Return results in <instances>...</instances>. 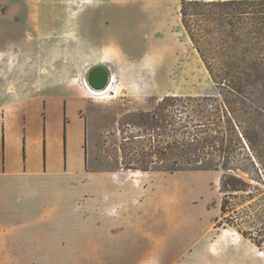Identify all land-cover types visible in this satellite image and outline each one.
Segmentation results:
<instances>
[{
  "label": "rangeland",
  "instance_id": "obj_1",
  "mask_svg": "<svg viewBox=\"0 0 264 264\" xmlns=\"http://www.w3.org/2000/svg\"><path fill=\"white\" fill-rule=\"evenodd\" d=\"M23 1L0 0V89L5 92L18 88L24 95L37 87L42 90L45 85L55 93L63 91L58 85L79 89L85 86L92 67H107L115 73L110 96H92L89 91L84 95L89 169L160 171L167 176H181L178 186H174L182 198L179 213L197 221L183 226L182 234L174 239L169 249L172 264H264V243L259 248L238 230L247 228L248 223L228 224L229 220L240 221L237 211L255 200L243 202L239 194L234 199L239 202L234 209L237 211L232 210L236 219L226 220L221 214L223 172L216 170L218 157L211 153L202 162L179 164L177 168L181 169L171 172L168 169L174 167V155H163L164 159L158 155L168 142H175L185 135L184 131L193 129L188 113L195 108L191 105L184 112L177 104L165 109L172 123L165 124L166 128L157 127L147 114L159 108L162 98L220 97L182 25L181 0L174 1L172 7L175 26L166 21L171 5L160 7L162 0ZM170 36H177L176 51ZM160 42L167 49L162 58ZM54 84L56 89L52 88ZM242 107L250 113L254 106L245 99ZM249 116L244 115L246 119L228 140L247 165L246 157L252 150L243 132L253 134ZM167 152L171 154L170 148ZM256 203L261 204L260 200ZM79 253L73 252L75 264H81Z\"/></svg>",
  "mask_w": 264,
  "mask_h": 264
},
{
  "label": "crops",
  "instance_id": "obj_2",
  "mask_svg": "<svg viewBox=\"0 0 264 264\" xmlns=\"http://www.w3.org/2000/svg\"><path fill=\"white\" fill-rule=\"evenodd\" d=\"M58 86L0 89V264H75L76 251L81 264H172L174 239L197 221L179 213L181 176L90 170L88 90Z\"/></svg>",
  "mask_w": 264,
  "mask_h": 264
},
{
  "label": "trees",
  "instance_id": "obj_3",
  "mask_svg": "<svg viewBox=\"0 0 264 264\" xmlns=\"http://www.w3.org/2000/svg\"><path fill=\"white\" fill-rule=\"evenodd\" d=\"M180 16L220 97L168 95L162 98L159 108L147 114L157 127L166 128L172 123L169 114H164L165 109L177 104L184 112H188L191 105L195 108L188 113L193 129L184 131L185 135L175 142H168L158 155L161 159L165 158L163 155H174V167L168 169L174 172L181 169L177 168L179 164L202 162L214 153L218 157L216 170L223 172L220 180L224 194L220 206L222 216L226 220L236 219L232 210L237 209L239 202L234 199L239 194L243 202L254 199V203L234 210L241 215L240 221L229 220L228 224L236 226L247 222L248 227L238 228L239 232L263 248L264 0H181ZM245 99L254 106L250 113L242 107ZM247 113L253 127L252 135L246 130L243 132L252 150L246 157L248 165L232 149V141L228 142ZM169 148L171 154L167 152ZM173 148H177L176 153ZM258 200L261 204L256 203ZM245 218L248 219L244 221Z\"/></svg>",
  "mask_w": 264,
  "mask_h": 264
},
{
  "label": "water",
  "instance_id": "obj_4",
  "mask_svg": "<svg viewBox=\"0 0 264 264\" xmlns=\"http://www.w3.org/2000/svg\"><path fill=\"white\" fill-rule=\"evenodd\" d=\"M111 74L105 66H94L90 69L87 75V83L90 88L95 90H105L111 83Z\"/></svg>",
  "mask_w": 264,
  "mask_h": 264
},
{
  "label": "bare ground",
  "instance_id": "obj_5",
  "mask_svg": "<svg viewBox=\"0 0 264 264\" xmlns=\"http://www.w3.org/2000/svg\"><path fill=\"white\" fill-rule=\"evenodd\" d=\"M170 5H171V6H170V11H169L168 15L165 16V18H166V21H168V20L170 21V24H171V25L175 26V23L173 22V21H174V18H173V13H174V12H173V10H172L173 5H172V3H171ZM168 17H169V18H168ZM168 38H173L172 43L174 44L175 48L173 47L172 49H174V50L176 51V48H177V47H176V41H175V38H177V36H170V37H168ZM169 41H170V40H169ZM159 49H160V51H159V53H160V57L162 58V55H163L164 53L167 52V49L164 48V43H163V42H160V44H159ZM171 56H172V52H171ZM163 57H164V56H163ZM113 82H114V75H113V78L111 79V83H110V85L107 87V89L100 91V90H95V89L90 88V89H89V92L91 93L92 96H97V97H109V96H110V91L113 89V88H112V86H113ZM135 174L139 175L140 172L138 171V172L135 173Z\"/></svg>",
  "mask_w": 264,
  "mask_h": 264
},
{
  "label": "built area",
  "instance_id": "obj_6",
  "mask_svg": "<svg viewBox=\"0 0 264 264\" xmlns=\"http://www.w3.org/2000/svg\"><path fill=\"white\" fill-rule=\"evenodd\" d=\"M84 85L86 86L87 90L89 91L90 87H89L87 81H85V84Z\"/></svg>",
  "mask_w": 264,
  "mask_h": 264
},
{
  "label": "flooded vegetation",
  "instance_id": "obj_7",
  "mask_svg": "<svg viewBox=\"0 0 264 264\" xmlns=\"http://www.w3.org/2000/svg\"><path fill=\"white\" fill-rule=\"evenodd\" d=\"M101 66H103V65H101Z\"/></svg>",
  "mask_w": 264,
  "mask_h": 264
}]
</instances>
